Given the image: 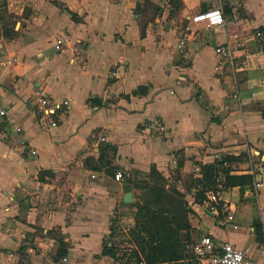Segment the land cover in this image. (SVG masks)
I'll use <instances>...</instances> for the list:
<instances>
[{
  "label": "crops",
  "instance_id": "obj_1",
  "mask_svg": "<svg viewBox=\"0 0 264 264\" xmlns=\"http://www.w3.org/2000/svg\"><path fill=\"white\" fill-rule=\"evenodd\" d=\"M211 9L222 25L190 24ZM0 16L14 26L5 37L0 22V264H113L101 255L111 222L134 220L105 170L141 180L153 167L186 173L226 156L245 159L228 163L230 175L254 179L259 169L258 197L217 187L219 216L202 206L195 239L209 235L264 264V235L260 243L255 234L258 224L264 232V0H0ZM61 34L85 46L83 63L54 51ZM226 45L232 59L216 69L215 49ZM36 92L69 101L51 132ZM155 119L164 131L148 126ZM228 216L245 241L228 232ZM59 240L64 261L55 258Z\"/></svg>",
  "mask_w": 264,
  "mask_h": 264
},
{
  "label": "built area",
  "instance_id": "obj_2",
  "mask_svg": "<svg viewBox=\"0 0 264 264\" xmlns=\"http://www.w3.org/2000/svg\"><path fill=\"white\" fill-rule=\"evenodd\" d=\"M223 23V14L219 9L200 11L190 19V24L205 28H213L215 26H220ZM191 32L190 25L186 26L181 32L177 43L178 53L183 52L186 41L191 35ZM256 35L260 36L258 33ZM53 49L59 55L69 54L71 64H81L85 61V46L81 42L73 40L67 34H61L54 40ZM215 54H217L219 58V63L216 69L222 68L223 65L230 62L232 59V49L229 45L216 48ZM13 62H16V60L14 59ZM111 76H114V74H111ZM35 97L39 122L47 132H51L57 127L58 118L65 114V111L69 108V101L67 99L54 100L46 95H43L41 92H36ZM3 117H6V112L0 108V118ZM148 126L158 132L164 131L162 122L157 119L149 122ZM17 132H20V130L17 129ZM103 142V137L98 139V143ZM27 152L31 156L36 155L35 151L30 150ZM223 168L228 170L229 164L224 163ZM197 171H199V169H197ZM258 173L259 169H256L255 172L252 173V175H254L252 190L247 191V193L254 198L258 197V193L261 188V183L257 179ZM91 177L94 178L93 176ZM112 179L121 186L133 185L139 181V178L133 173L119 170L115 172ZM217 187L221 188L219 185ZM220 204L221 201L219 196L214 192L207 193L206 199L203 202V206L212 217L219 216V208L221 207ZM231 221V216L226 217L227 227H231L234 230L237 229V226L233 225ZM190 250L195 256L197 264H252L245 252L228 242L218 244L209 235L203 236L193 242L190 246Z\"/></svg>",
  "mask_w": 264,
  "mask_h": 264
},
{
  "label": "trees",
  "instance_id": "obj_3",
  "mask_svg": "<svg viewBox=\"0 0 264 264\" xmlns=\"http://www.w3.org/2000/svg\"><path fill=\"white\" fill-rule=\"evenodd\" d=\"M11 18L12 17L0 16L3 35L5 37H11L10 34L7 33L6 28L7 26H11V29H13L14 26L13 22H11ZM71 18L76 20L75 16L72 14ZM104 158L105 155L102 151L101 157L98 160L99 164L105 165ZM243 160L245 159L226 156L221 160L216 161L213 165H201V179L199 185L204 186L206 193L212 191L214 193L218 192V185L224 190L235 186H238L243 190L244 187H247V189L250 190L254 180L251 176H233L230 175L232 168H229L228 170L223 168L224 163L233 165L234 163L242 162ZM91 169L98 171L99 168ZM108 170V173L112 174L113 178L117 170ZM110 174L108 175L110 176ZM153 174L160 175V173L153 167L147 175V179L149 180ZM135 184H140V182L137 181ZM140 185L144 186L143 189L148 188L147 182H143ZM159 192L160 191H154L153 193L156 196ZM200 195L201 192L197 191L196 196L200 197ZM134 208V229L137 235H141L137 238L138 246L135 255L138 264H197L195 256L190 250V246L192 245L190 238L188 237L187 241L182 242L176 237L173 228L175 225V219L170 210L156 208L153 201H146L143 204L136 205ZM109 230H112V228ZM263 233L262 226L258 224L255 228V234L260 243L263 242V239H261V237L263 238ZM144 235H147L146 239ZM258 236H260L259 239ZM58 243V249L55 255L57 261L63 259L67 253V245L62 240H59ZM101 255L110 259L114 257L111 247L107 244V240L104 241Z\"/></svg>",
  "mask_w": 264,
  "mask_h": 264
},
{
  "label": "rangeland",
  "instance_id": "obj_4",
  "mask_svg": "<svg viewBox=\"0 0 264 264\" xmlns=\"http://www.w3.org/2000/svg\"><path fill=\"white\" fill-rule=\"evenodd\" d=\"M87 164L90 168H97V166H94L90 161H87ZM197 169H199V171H197ZM200 169L199 166V168L193 169L192 171L181 173L179 168H177L169 171L168 175L160 173L162 177L157 174H153L149 180L141 177V180H139L140 184L147 182L148 188L143 189L144 186L139 184L140 188L137 189L138 193L135 196V202L126 204L129 211H126L124 214L132 216L134 220V207L146 201H153L156 208H164L172 212L175 219L173 228L176 237L182 242L187 241L189 237L190 242L193 243L194 240H197L195 239L197 238L195 237L198 232L197 228H201L204 224V211L202 210V206L207 195L204 186L199 185L201 179ZM105 171L107 174H110L108 173V169ZM110 177H112V174H110ZM154 191L160 192L155 196L153 193ZM197 191L201 192L200 197L196 196ZM132 208H134V211L131 212L130 210ZM130 224L124 223L123 225H117L115 220L111 222L110 228H112V230H109L110 234L107 239V244L111 247L114 254V257L111 259L113 264H138L135 255L138 246L137 238L141 235H137L134 225L131 227L132 225ZM242 227H239L236 231L232 228L228 229V232L235 231L236 235L243 237L242 239L245 241L247 238H245V236H247L248 233L242 230ZM219 231L220 233H218V236L222 238L226 237L225 233H221L222 228H219ZM146 236L147 235H144L145 239Z\"/></svg>",
  "mask_w": 264,
  "mask_h": 264
},
{
  "label": "water",
  "instance_id": "obj_5",
  "mask_svg": "<svg viewBox=\"0 0 264 264\" xmlns=\"http://www.w3.org/2000/svg\"><path fill=\"white\" fill-rule=\"evenodd\" d=\"M139 184H133V185H124L122 186V193H123V203L124 204H130L133 202L132 199V189H139Z\"/></svg>",
  "mask_w": 264,
  "mask_h": 264
}]
</instances>
